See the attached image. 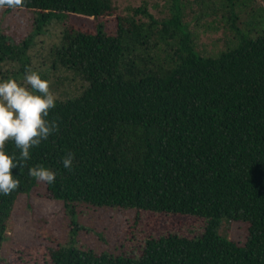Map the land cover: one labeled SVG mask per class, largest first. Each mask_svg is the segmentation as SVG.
I'll use <instances>...</instances> for the list:
<instances>
[{"label": "trees", "instance_id": "1", "mask_svg": "<svg viewBox=\"0 0 264 264\" xmlns=\"http://www.w3.org/2000/svg\"><path fill=\"white\" fill-rule=\"evenodd\" d=\"M221 1L237 40L208 55L197 48L183 0H172L162 20L146 6L119 14L113 0H24L36 34L17 40L0 25V80L33 70L35 37L57 24L52 68L84 83L57 97L47 119L59 130L11 169L19 186L0 195V264H264V28L244 32L241 0ZM5 150L20 153L11 140ZM68 153L74 158L65 169ZM36 165L56 173L46 194L63 202L66 215L83 207L135 209L136 219L192 215L207 220L205 232L149 237L139 257L29 243L1 258L20 196L41 182L29 175ZM225 221L247 223L244 244L220 233Z\"/></svg>", "mask_w": 264, "mask_h": 264}, {"label": "rangeland", "instance_id": "2", "mask_svg": "<svg viewBox=\"0 0 264 264\" xmlns=\"http://www.w3.org/2000/svg\"><path fill=\"white\" fill-rule=\"evenodd\" d=\"M119 14H130L135 8L146 6L160 20L171 15L172 0H113ZM236 8L237 24L246 32L264 28V0H241ZM223 2L202 3V0H183L185 19L197 33V48L202 54H215L236 42V30L224 18ZM115 23V16L109 18ZM259 22V23H258ZM32 12L24 8L11 11L0 9V25L17 40L36 34L32 32ZM254 31V30H253ZM59 26L49 27L44 35L35 37L31 48L32 69L49 81L50 91L56 97H69L83 88L74 73L52 68L51 48L59 41ZM29 56V54L27 55ZM135 209L118 207H83L78 215H66L61 201L49 198L41 181L30 194L20 196L8 225V236L2 244L1 258L10 257L13 245H63L97 252H127L139 257L149 237L179 233L200 237L207 220L192 215L143 212L137 218ZM74 220V221H73ZM243 221L223 222L220 233L239 244L249 235Z\"/></svg>", "mask_w": 264, "mask_h": 264}, {"label": "clouds", "instance_id": "3", "mask_svg": "<svg viewBox=\"0 0 264 264\" xmlns=\"http://www.w3.org/2000/svg\"><path fill=\"white\" fill-rule=\"evenodd\" d=\"M4 6L22 8L24 0H0V7ZM56 103L49 81L37 71L27 69L22 80L11 77L0 80V195H9L19 186L11 169L20 168L30 159V149L59 130L55 120L47 119ZM9 140L20 150L18 157L5 150ZM73 158L72 153L62 158L65 169L72 167ZM29 175L48 184L56 178L54 171L42 165L30 167Z\"/></svg>", "mask_w": 264, "mask_h": 264}]
</instances>
